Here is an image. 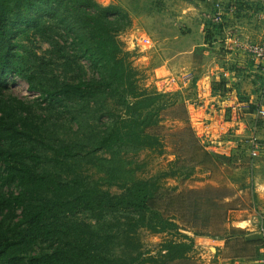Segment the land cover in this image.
<instances>
[{
	"label": "rangeland",
	"instance_id": "obj_1",
	"mask_svg": "<svg viewBox=\"0 0 264 264\" xmlns=\"http://www.w3.org/2000/svg\"><path fill=\"white\" fill-rule=\"evenodd\" d=\"M94 1L122 11L124 27L116 33V41L130 68L131 84L102 82L84 98H73L47 111L51 140L70 145L77 159L74 163L68 159L69 165L58 171L63 177L79 174L111 194L122 193L118 184L131 180H150L159 189L148 200L151 212H146L144 218L131 210L118 212V221L112 219L113 214L84 211L66 219L60 217V221L77 225L89 236H94L93 232L101 236L104 231L114 236L125 229V240L120 236L109 244L114 256L121 254L122 244L128 247L118 264L128 260H134L132 264H221L223 259L260 255L264 246L260 232L262 218L264 225V153L255 162L253 179L245 166L214 160L206 154L202 140L188 123L187 100L196 98L198 87L208 91V86L205 89L200 83L201 74L210 71L213 59L230 65L219 57L226 53L220 45L211 44V10L206 1ZM230 1L245 4L246 12L230 18L228 28H235L234 33L243 34L253 43L262 41L264 23L258 13L264 9V0ZM143 37H148L150 44H141ZM34 48L44 63H50L58 86L94 73L87 62L78 59L68 37L53 36L49 42L42 35L34 41ZM183 72L193 76L186 88L178 80ZM255 76L261 81L259 88L263 87L264 76ZM224 85L220 78L211 84L212 91L222 90ZM8 91L27 100L34 101L37 96L17 75L9 77ZM130 92L139 96L131 98L136 94L128 95ZM131 129L141 134L140 139L115 146L112 153L96 149L98 134ZM39 152L46 156L52 153L50 149ZM45 168L52 170L49 165ZM16 181L0 164V196L6 201L0 204V219L8 238L17 236L26 226L21 207L8 203L11 193L17 194ZM156 215L174 228L156 233L142 225L157 223ZM248 219L250 222H243ZM52 220L47 221L48 225L57 219ZM129 221L131 228L126 225ZM59 246L53 237L15 244L5 251L0 264H33L36 258L53 254Z\"/></svg>",
	"mask_w": 264,
	"mask_h": 264
},
{
	"label": "trees",
	"instance_id": "obj_2",
	"mask_svg": "<svg viewBox=\"0 0 264 264\" xmlns=\"http://www.w3.org/2000/svg\"><path fill=\"white\" fill-rule=\"evenodd\" d=\"M122 15L121 10L103 7L94 0H0V164L12 179L17 180V194L11 193L8 203L21 207L26 222L17 236L8 238L0 219V262L5 251L15 244L53 237L61 246L53 254L36 258L33 264H118L128 247L122 244L121 254L114 256L109 244L113 245L112 238L122 236L125 240V229L114 236L107 235L106 231L101 236L97 232L89 236L77 225H68L59 218L66 219L65 216L85 211L113 214L112 219L118 221L115 216L120 211H135L143 218L146 212H151L147 202L159 189L156 182L131 180L118 184L123 192L117 195L99 184L88 182L79 174L63 177L58 170L69 165L68 159L74 163L76 155L70 145L50 138L52 124L47 116L50 108L58 104L62 106L73 98H84L94 91L92 87L102 82L131 84L130 68L116 41V33L124 27ZM42 35L49 42L53 36L68 37L78 59L89 64L93 75L58 86L49 69L50 63H44L35 52L34 41ZM11 75L21 77L27 89L37 93L36 100L18 98L9 93ZM135 94L130 97L136 99L137 92L128 95ZM139 134L132 129L123 133L120 130L104 131L97 136L96 149L112 153L113 147L124 145L132 138L140 139ZM39 149H50L52 153L46 156ZM47 165L51 171L45 170ZM5 202L0 196V204ZM52 219H57L53 222L55 224L48 225L47 221ZM155 220V224L142 225L156 233L174 228L168 220L157 215ZM126 225L133 227L131 221ZM86 229L91 228L87 226ZM133 261L128 260L125 264Z\"/></svg>",
	"mask_w": 264,
	"mask_h": 264
},
{
	"label": "built area",
	"instance_id": "obj_3",
	"mask_svg": "<svg viewBox=\"0 0 264 264\" xmlns=\"http://www.w3.org/2000/svg\"><path fill=\"white\" fill-rule=\"evenodd\" d=\"M211 10L208 17L211 44H218L228 53L241 54L257 63V71L264 76V38L259 43H253L240 33H234V29L228 28V20L234 16L243 15L246 12L245 4L238 5L237 2H224L223 0H205ZM249 12H251L249 10ZM264 23V9L258 13ZM236 21V19H234ZM236 28H238L236 26ZM236 32V31H235ZM144 45L150 44L148 37L140 39ZM222 79V78H221ZM181 86L186 88L193 82V76L189 72L178 75ZM223 81V79H222ZM224 82V81H223ZM225 84V82H224ZM197 87L199 86L196 85ZM195 92L196 98L187 100L186 109L188 122L198 139H201L202 149L214 160L230 162L241 165L242 160H246L244 165L248 169L251 178L254 177V164L264 153V141L259 137V126L264 122V82L261 89V96L258 103L253 108H243L237 101L224 107L223 114L217 120L205 118L207 105H205L204 92L198 87ZM229 91L226 85L222 90L216 92L210 89V96L218 100L224 99V103H229ZM263 218L260 223V232L264 239ZM221 264H264V246L260 255L250 259H223Z\"/></svg>",
	"mask_w": 264,
	"mask_h": 264
},
{
	"label": "crops",
	"instance_id": "obj_4",
	"mask_svg": "<svg viewBox=\"0 0 264 264\" xmlns=\"http://www.w3.org/2000/svg\"><path fill=\"white\" fill-rule=\"evenodd\" d=\"M226 1L231 2L230 0ZM219 57H223V59L228 60L230 65L221 64L217 60L213 59L212 63L208 67L210 71L204 74L202 73L199 78V80H201L200 83H202L203 88L206 89V87L208 86V91L203 90L204 94L207 95H204L203 101L205 105L208 104L206 107L207 113L204 114V117L212 120H217L219 118L218 116L223 114L222 111L224 110V107H227V105L232 104L233 101H237L238 104L243 108L247 109L248 107H250V109H252L254 104L259 102L258 99H260V92L262 89V87L259 88V85H261L259 77L257 76V79L254 78L256 77V74L261 75L256 69V62L249 59L248 57L236 53H225L224 56ZM220 78L223 79L227 87V91H229V103H224V99L222 98L218 100L216 97L209 95L211 84L214 81L220 80ZM263 82L264 79L262 80V83ZM262 104L264 107V99L262 100ZM258 135L264 141V122L261 123L259 126ZM245 164L246 160H242L241 165L244 166ZM243 222H250V220H244ZM233 223H239V221ZM224 225L228 226V224ZM222 244L223 242L220 243L221 246Z\"/></svg>",
	"mask_w": 264,
	"mask_h": 264
}]
</instances>
